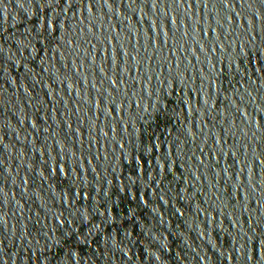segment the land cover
<instances>
[{
    "label": "water",
    "instance_id": "1",
    "mask_svg": "<svg viewBox=\"0 0 264 264\" xmlns=\"http://www.w3.org/2000/svg\"><path fill=\"white\" fill-rule=\"evenodd\" d=\"M0 264H264V0H0Z\"/></svg>",
    "mask_w": 264,
    "mask_h": 264
},
{
    "label": "snow or ice",
    "instance_id": "2",
    "mask_svg": "<svg viewBox=\"0 0 264 264\" xmlns=\"http://www.w3.org/2000/svg\"><path fill=\"white\" fill-rule=\"evenodd\" d=\"M49 27H51V25L49 24Z\"/></svg>",
    "mask_w": 264,
    "mask_h": 264
}]
</instances>
